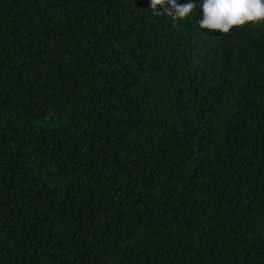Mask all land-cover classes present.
<instances>
[{
  "label": "trees",
  "instance_id": "obj_1",
  "mask_svg": "<svg viewBox=\"0 0 264 264\" xmlns=\"http://www.w3.org/2000/svg\"><path fill=\"white\" fill-rule=\"evenodd\" d=\"M193 2L0 0V264H264V24Z\"/></svg>",
  "mask_w": 264,
  "mask_h": 264
},
{
  "label": "clouds",
  "instance_id": "obj_2",
  "mask_svg": "<svg viewBox=\"0 0 264 264\" xmlns=\"http://www.w3.org/2000/svg\"><path fill=\"white\" fill-rule=\"evenodd\" d=\"M196 7L193 0H150L151 11L169 17L173 27L187 19ZM200 12L198 24L202 30L225 36L235 29L264 24V0H200Z\"/></svg>",
  "mask_w": 264,
  "mask_h": 264
}]
</instances>
